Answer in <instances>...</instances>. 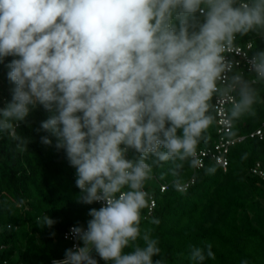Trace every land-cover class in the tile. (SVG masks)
<instances>
[{"label": "clouds", "instance_id": "1", "mask_svg": "<svg viewBox=\"0 0 264 264\" xmlns=\"http://www.w3.org/2000/svg\"><path fill=\"white\" fill-rule=\"evenodd\" d=\"M248 36L251 79L231 55ZM255 38L264 39V0H0V63L12 58L0 131L25 151L15 129L42 107L36 131L76 170V202L101 204L51 264H166L152 229H141L145 184L160 162L198 163L218 111L226 124L255 115L264 83ZM188 247L194 264L215 258L211 243Z\"/></svg>", "mask_w": 264, "mask_h": 264}, {"label": "trees", "instance_id": "2", "mask_svg": "<svg viewBox=\"0 0 264 264\" xmlns=\"http://www.w3.org/2000/svg\"><path fill=\"white\" fill-rule=\"evenodd\" d=\"M240 41L252 42L253 38ZM254 43L264 49V39L255 38ZM11 59L0 63V109L11 100L5 66ZM255 87L260 95L255 115L234 121V135L249 133L264 121V83ZM48 115L38 106L15 129L27 141L23 152L17 150L10 133L0 131V264H51L53 259H63L65 249L71 248L65 231L70 226L86 227L89 209H99L97 203L76 202L80 191L75 185L76 170L64 151L56 150L55 139L52 146L41 143V136L48 134L36 129ZM216 128L215 121L208 130L209 139L197 149L213 146ZM229 158L226 172L207 161L185 193L173 182L182 183L194 175L190 162L153 165L151 176L171 185L162 193L158 183L151 181L157 206L152 217L142 210L141 229H152L166 264H194L189 259V244L204 247L206 243H211L215 258L204 264H264V182L248 173L255 162H264V141L250 139L234 146ZM43 215L57 223L51 229L42 228L37 218ZM153 217L160 221L158 225L150 223ZM96 258L98 264H106Z\"/></svg>", "mask_w": 264, "mask_h": 264}, {"label": "built area", "instance_id": "3", "mask_svg": "<svg viewBox=\"0 0 264 264\" xmlns=\"http://www.w3.org/2000/svg\"><path fill=\"white\" fill-rule=\"evenodd\" d=\"M248 43H242L240 39L237 41V47L234 49L233 53L231 54L235 61L238 62V67L240 70H242L246 78L251 79L252 74L248 73V65L247 61L245 59V53H248V55H251V49L248 48ZM231 58V57H230ZM261 83L256 84L255 86H259ZM215 98L213 100V103H215ZM224 108L227 107V105L223 106ZM216 114V138L214 141V144L210 148L206 149H197V160L198 163L195 165H192V168L194 170V175L189 178L187 181L182 183H175L174 185H177V188L180 192H187L195 183V173L201 171L205 168L206 162L211 161L216 166H219L223 171H227L228 167L230 166V152L232 147H236L237 145L244 144L246 141L250 139L260 140L264 141V121L261 123V125L256 128L255 130L242 134V135H234V122H231L230 124L225 123V112L223 110L218 111ZM248 173L253 177L254 179L258 180L259 182H264V162L257 161L255 162L249 169ZM155 181L160 186V191L162 193L166 192L169 188L171 183H160L156 176H151V179L148 180L146 183H151V181ZM151 186H146L145 184V191H147L151 197L150 201V207L144 209L146 211L147 217H152L154 214V211L157 206V201L155 198V195L153 191L151 190ZM99 208L101 207V204L97 203ZM73 226H70L64 233V239L65 236L68 235V239H65L69 242L70 246L72 247L75 241L71 238L70 235V229ZM87 227V226H86ZM85 227V228H86ZM59 260V259H58Z\"/></svg>", "mask_w": 264, "mask_h": 264}, {"label": "rangeland", "instance_id": "4", "mask_svg": "<svg viewBox=\"0 0 264 264\" xmlns=\"http://www.w3.org/2000/svg\"><path fill=\"white\" fill-rule=\"evenodd\" d=\"M149 185H151L150 183H146V186H149Z\"/></svg>", "mask_w": 264, "mask_h": 264}]
</instances>
